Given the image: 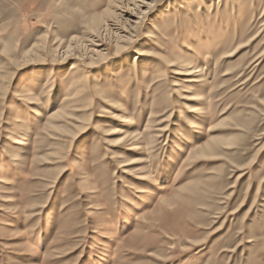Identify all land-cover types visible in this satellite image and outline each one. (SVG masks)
Masks as SVG:
<instances>
[{"label":"rangeland","instance_id":"obj_1","mask_svg":"<svg viewBox=\"0 0 264 264\" xmlns=\"http://www.w3.org/2000/svg\"><path fill=\"white\" fill-rule=\"evenodd\" d=\"M0 264H264V0H0Z\"/></svg>","mask_w":264,"mask_h":264}]
</instances>
